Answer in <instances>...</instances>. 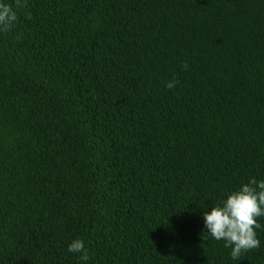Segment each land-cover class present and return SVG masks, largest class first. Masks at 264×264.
<instances>
[{
    "label": "trees",
    "instance_id": "trees-1",
    "mask_svg": "<svg viewBox=\"0 0 264 264\" xmlns=\"http://www.w3.org/2000/svg\"><path fill=\"white\" fill-rule=\"evenodd\" d=\"M6 2L0 264H264L203 220L264 180V0Z\"/></svg>",
    "mask_w": 264,
    "mask_h": 264
},
{
    "label": "clouds",
    "instance_id": "clouds-1",
    "mask_svg": "<svg viewBox=\"0 0 264 264\" xmlns=\"http://www.w3.org/2000/svg\"><path fill=\"white\" fill-rule=\"evenodd\" d=\"M18 7L19 3L13 7L6 0H0V31L13 30L18 20ZM176 83L178 81H170L167 87L173 88ZM208 207L211 210L205 209L203 213L206 234L216 241H224V246L231 249L233 260H239L242 253L260 248L257 230L264 228L260 223V218L264 217V180L250 178L247 183L228 193L226 199ZM68 252L79 254L83 262L90 258L83 239H74L68 246Z\"/></svg>",
    "mask_w": 264,
    "mask_h": 264
}]
</instances>
